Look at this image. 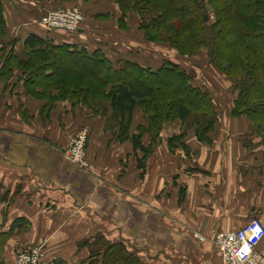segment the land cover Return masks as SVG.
Wrapping results in <instances>:
<instances>
[{
  "label": "crops",
  "instance_id": "1",
  "mask_svg": "<svg viewBox=\"0 0 264 264\" xmlns=\"http://www.w3.org/2000/svg\"><path fill=\"white\" fill-rule=\"evenodd\" d=\"M30 6L27 0L4 1L8 30L20 27L22 41L36 34L57 44L101 49L113 62L112 55L118 54L124 56L118 59L150 66L151 50L140 47L133 56L128 47L111 38H93L85 29L50 36L38 22L39 10L31 12ZM20 48L14 53L19 54ZM164 60L170 59H161L159 65ZM1 84L0 259L4 264H15L17 247L30 236L44 244L48 264H84L89 254L86 245H80L90 235L109 242L123 240L145 264H222L211 242L200 241L204 243L200 247L189 231H168V218L180 221L182 228L200 225L205 236L239 228L254 215L264 221V147L249 119L233 120L229 113H220L218 129L215 126L208 133L209 143L199 141L193 127L184 131L179 122L176 129L166 126L145 161L142 181L131 139L118 140L111 133L115 129L105 132V119L79 120L72 109L61 110L62 102L41 117L45 100L26 96L22 86L10 91ZM8 98L10 102L3 103ZM136 111L131 135L145 125L142 113L141 121L135 120ZM82 121L92 132L89 152L97 173L74 167L64 156L69 135ZM182 131L193 146L192 158L175 149L177 142L169 144L168 138ZM149 143L144 139V145ZM170 149L176 154L170 155ZM259 248L264 253V241Z\"/></svg>",
  "mask_w": 264,
  "mask_h": 264
},
{
  "label": "trees",
  "instance_id": "2",
  "mask_svg": "<svg viewBox=\"0 0 264 264\" xmlns=\"http://www.w3.org/2000/svg\"><path fill=\"white\" fill-rule=\"evenodd\" d=\"M4 1L0 0V35L6 22ZM117 1L124 10L133 4L138 14L151 20L155 32L149 35L152 40L166 39L180 54H192V48L202 45L211 49L214 63L228 78L238 80L240 90L232 114L245 115L255 133L264 134V0H207L214 5L218 18L207 38L202 33L204 0ZM26 44L28 58L13 53L0 76L17 70L28 93L50 101L69 99L93 107L94 99L107 100L117 122V138L131 139L137 160L143 162L151 153V145L141 140L143 133H151L153 142L170 119H179L184 131L185 127H196L199 141H211L208 133L218 118L214 100L207 90L192 83L191 75L179 63L164 60L153 69L129 59L113 62L101 49L57 44L36 34H30ZM137 106L143 110L145 125L131 135ZM184 131L168 138L169 144L177 142L186 147ZM97 238L95 244L101 248L95 251L97 264H145L124 242L105 241L101 235ZM0 264H4L2 259Z\"/></svg>",
  "mask_w": 264,
  "mask_h": 264
},
{
  "label": "rangeland",
  "instance_id": "3",
  "mask_svg": "<svg viewBox=\"0 0 264 264\" xmlns=\"http://www.w3.org/2000/svg\"><path fill=\"white\" fill-rule=\"evenodd\" d=\"M29 3H31V12H35V10H39V20L38 22L42 25V27L47 30L46 32L48 35H54L55 33L62 32L63 34L66 35H73L77 34L80 29H85L90 35H94V37L99 38V37H107L111 38L120 45H122L125 49L127 47L130 49L129 52L131 55H137L139 52L137 50L140 49V47H143L147 50H151V56L148 58L149 65L153 69H157V65H159L161 59H170V61H178L177 63L180 64V66L188 73L191 75L192 78V83L195 84L196 86L202 88L203 90H207L208 93L211 94L216 111L218 113V118L217 122L215 123V126H218L219 123V115L220 113H229L228 118H232L235 120V118H247L245 115L241 116H234L231 112V109L234 105V101L239 95V88L237 86L238 80L237 79H230L227 77L224 71H222L213 61L212 58V52L211 49H209L206 46L200 47V48H192L193 52L192 54H180L178 50L171 44L170 41L166 40H152L149 35H153L154 29L153 26H151L152 22L149 18L143 17L141 14H138V12L135 9V6L133 4L130 5L126 10L122 9L120 3L117 0H27ZM20 2V1H19ZM204 15H207V19H204L203 17V34L207 38L208 34L211 31V25L215 22H217V11L215 10V7L212 3H210L207 0H204ZM76 9L78 13H80L81 20L76 24L75 29H65L64 27H56L52 28L47 26V22L45 18L47 17V14L54 10V9ZM203 15V16H204ZM46 23V24H45ZM51 25V23H48ZM100 30H103L104 33H99ZM12 31V32H10ZM71 31V32H69ZM74 31V32H72ZM15 33V34H14ZM21 30L20 27H16L15 29L10 28L8 30V25L5 22L4 30L2 35H0V71L4 68L3 65L6 63L7 59L9 56H11L14 53V50L17 49V47L21 48L19 49V57H22L24 59L28 58V52L29 48H26V40L27 37L22 41L21 36H20ZM88 34V35H89ZM99 36V37H98ZM48 38V37H47ZM90 38V40H96ZM95 45V44H94ZM93 43H91V46H94ZM38 48L37 46H35ZM112 50L116 51V49L111 48ZM160 52V54H157ZM118 57H124L122 55L118 54H113L112 58L114 60H117ZM143 60H146L145 55H142ZM147 61V60H146ZM20 77H22L21 73H19L17 70L14 71L12 75H7L6 77L0 76V82L2 83L1 86L3 88H10L8 90H15L14 88L16 87H21L23 88V92L26 96L28 97H33L36 99H42L45 100L44 102L45 105L43 106V109H41V117H47L48 114L52 111V109H56L59 106V103H65L63 104V108L61 110L63 111L64 109H72L74 111V115H77L78 119L80 120L81 118L88 117V118H97V119H105V127L104 131L107 132V128H110L112 131L111 133L114 135V137L117 138V122L116 119L113 117L112 109L109 105V102L107 100H102V99H94L93 107H88L84 104L81 103H75L70 101L69 99H63L62 100H49V99H43L39 97H35L28 93L25 90L24 83L21 82ZM200 83V84H199ZM55 96L57 93L56 91H53ZM15 102H18V99L16 97ZM3 103H8L10 102V99H4L2 100ZM11 107V105H10ZM137 111H136V116L135 120L141 121V113L143 115V110L140 106H137ZM20 115V114H19ZM22 116V115H21ZM108 116V117H107ZM43 119V118H42ZM248 119V118H247ZM143 120H144V115H143ZM251 121V120H250ZM145 122V120H144ZM180 122L179 119H170L168 122L166 121L162 130L156 135L153 140V136L151 133L145 132L142 135L141 140L144 142V139H149L150 143L148 145H151L150 151L154 152L155 147L159 144V140L162 137V133L164 128L166 126H169V129L171 130L172 128L176 127V123ZM227 122V120H226ZM252 123V122H251ZM253 124V123H252ZM84 127L89 128V135L88 138L84 141V145L81 150L77 149V144L75 142V139H77L78 135L82 132ZM196 130V127H193ZM215 128V127H214ZM213 128V129H214ZM176 129V128H175ZM183 130L184 128L181 127ZM190 129L189 127H185V130ZM218 129V127H217ZM139 130L137 129V133ZM91 130L89 125L84 123L83 121L80 122L75 128L71 134L69 135V140L67 145L64 147L65 152H69L70 156L73 158H77V150L80 153H83L84 158L82 159V163L85 166V170L90 171V172H98V165H96L95 161L90 157V140L91 139ZM257 134V139L258 143L264 147V134ZM210 135V133H209ZM186 138V137H185ZM184 138V139H185ZM118 139V138H117ZM256 139V140H257ZM119 140V139H118ZM148 141V140H147ZM184 141V140H183ZM186 142V143H185ZM185 145L186 147L183 148L182 145L177 144L175 149H180L184 155L187 158H192V153L195 156V152L193 151V146L189 144L186 139H185ZM171 151L170 149V155L176 154ZM151 154V153H150ZM139 157V156H138ZM148 158V157H147ZM147 160V159H146ZM145 160V161H146ZM145 161L141 162L140 160H137V168L140 170V178H142V181H144V174L146 170V165ZM143 164V166H140ZM74 167H77L76 165L72 164ZM169 224H171V227L169 228L168 231L175 232L176 229L182 230L184 229L185 231H189L190 237L194 239L196 243L200 244V239L196 238L195 235H200L203 230L200 225H195L192 227H186L182 228V223L176 219V222L169 220ZM176 228V229H175ZM99 235H90L87 238H84V241H88L89 244L86 246L88 250V257L86 259V263L89 261L91 262L90 264H97L95 257L97 255V252L95 253L96 250H98L100 247L97 246L96 243V238ZM122 234H120V237ZM122 238V237H121ZM89 239V240H88ZM98 239V238H97ZM197 239V241L195 240ZM21 241V240H20ZM84 241L81 243L80 246H85ZM106 241V240H105ZM123 241V240H122ZM199 241V242H198ZM20 246L17 247L15 251V264L17 261V256L22 253V250H26L35 246H43L44 244L42 242H38L37 238L29 237L28 240L25 239L24 241L20 242ZM201 243L200 247L202 246ZM134 247V245H132ZM137 249V247H134ZM101 249V248H100ZM135 250V249H132ZM95 253V254H94ZM44 254H45V259L46 258V253L44 249ZM215 259L214 257H212ZM93 262V263H92ZM95 262V263H94ZM84 263V264H86ZM144 263V262H143Z\"/></svg>",
  "mask_w": 264,
  "mask_h": 264
},
{
  "label": "built area",
  "instance_id": "4",
  "mask_svg": "<svg viewBox=\"0 0 264 264\" xmlns=\"http://www.w3.org/2000/svg\"><path fill=\"white\" fill-rule=\"evenodd\" d=\"M47 26L52 28L64 27L65 29H75L80 22L81 16L76 9H54L45 18ZM48 23H51L48 24ZM71 32V31H69ZM74 32V31H72ZM89 128L84 127L75 142L77 149L81 150L84 141L88 138ZM77 150V158L64 152L65 158L78 168L85 170L82 163L83 153ZM201 242L209 241L214 249L219 251L222 264H264V253L260 251V244L264 241V221L258 216H251L247 222L236 229L219 230L210 236L204 234L195 235ZM16 264H48L45 259L43 246H35L17 256Z\"/></svg>",
  "mask_w": 264,
  "mask_h": 264
},
{
  "label": "water",
  "instance_id": "5",
  "mask_svg": "<svg viewBox=\"0 0 264 264\" xmlns=\"http://www.w3.org/2000/svg\"><path fill=\"white\" fill-rule=\"evenodd\" d=\"M203 17H204V19H207V15H204Z\"/></svg>",
  "mask_w": 264,
  "mask_h": 264
}]
</instances>
